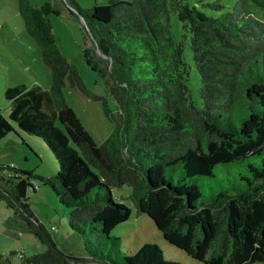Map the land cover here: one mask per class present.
<instances>
[{
  "label": "trees",
  "instance_id": "1",
  "mask_svg": "<svg viewBox=\"0 0 264 264\" xmlns=\"http://www.w3.org/2000/svg\"><path fill=\"white\" fill-rule=\"evenodd\" d=\"M184 0H108L81 8L63 0L103 56L105 95H95L59 51L51 3L17 0L25 32L50 69V85L6 87L0 140L15 128L43 140L58 171L43 177L0 164L14 181L17 221L46 250L20 264H181L156 244L133 254L111 235L130 208L112 189L127 186L137 215L145 214L163 240L201 264L264 263V0H236L213 17ZM221 9L220 5L208 4ZM173 10L189 37L200 76L197 107L186 86L184 42L169 23ZM70 76L99 101L112 123L97 145L66 102ZM33 181L69 210V226L83 237L87 258L60 250L28 204ZM1 264V263H0Z\"/></svg>",
  "mask_w": 264,
  "mask_h": 264
},
{
  "label": "rangeland",
  "instance_id": "2",
  "mask_svg": "<svg viewBox=\"0 0 264 264\" xmlns=\"http://www.w3.org/2000/svg\"><path fill=\"white\" fill-rule=\"evenodd\" d=\"M108 0H75L81 8L88 9L94 4H106ZM236 0H184L189 7H196L209 16H219L231 10ZM33 6L45 2L56 10L50 15L52 31L59 51L67 58L77 72L80 81L95 95H105L104 72L98 63L103 56L88 37L87 30L80 18L75 16L63 0H30ZM208 4L220 5L221 9L209 8ZM169 23L175 40L183 41V58L188 66L186 86L192 101L202 106L199 96L200 76L196 71L189 37L173 10L169 12ZM24 85L27 88L38 85L47 89L50 85V69L43 63L40 52L27 35L18 13L17 0H0V113L8 114L9 103L3 98L5 87ZM63 95L76 117L86 128L92 140L100 145L111 133L112 123L105 117L99 101L86 98L77 88L70 76L66 77ZM0 164L13 166L43 177L57 173L58 163L49 148L40 138L28 135L15 128L14 133L0 140ZM35 190L27 191L28 204L39 224L53 238L56 246L74 257L87 258L83 248V237L69 226V210L61 205L47 187L33 181ZM130 188L123 186L112 189L115 200L130 208L127 221L112 229L111 235L121 240V251L133 254L144 243L156 244L163 249L164 256L181 264H201L192 260L183 251L169 246L162 238L153 221L145 214L137 215L128 199ZM15 195L14 181L8 175L0 173V263L20 264L19 255L30 257L46 250L45 244L33 235L21 231L17 221L8 225L16 207L12 196ZM87 264L89 261L87 260ZM264 264V263H254Z\"/></svg>",
  "mask_w": 264,
  "mask_h": 264
},
{
  "label": "built area",
  "instance_id": "3",
  "mask_svg": "<svg viewBox=\"0 0 264 264\" xmlns=\"http://www.w3.org/2000/svg\"><path fill=\"white\" fill-rule=\"evenodd\" d=\"M21 257V254L19 255V258Z\"/></svg>",
  "mask_w": 264,
  "mask_h": 264
},
{
  "label": "crops",
  "instance_id": "4",
  "mask_svg": "<svg viewBox=\"0 0 264 264\" xmlns=\"http://www.w3.org/2000/svg\"><path fill=\"white\" fill-rule=\"evenodd\" d=\"M5 88H6V87H5ZM5 88H4V89H5ZM9 134H10V133H9ZM5 137H6V136H5ZM5 137H4V138H5Z\"/></svg>",
  "mask_w": 264,
  "mask_h": 264
}]
</instances>
